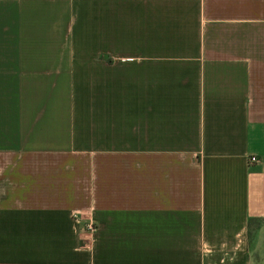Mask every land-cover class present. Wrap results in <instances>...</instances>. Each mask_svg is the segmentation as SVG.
Returning a JSON list of instances; mask_svg holds the SVG:
<instances>
[{
  "label": "crops",
  "instance_id": "0c3cea01",
  "mask_svg": "<svg viewBox=\"0 0 264 264\" xmlns=\"http://www.w3.org/2000/svg\"><path fill=\"white\" fill-rule=\"evenodd\" d=\"M0 264H264V0H0Z\"/></svg>",
  "mask_w": 264,
  "mask_h": 264
},
{
  "label": "built area",
  "instance_id": "2783aa9c",
  "mask_svg": "<svg viewBox=\"0 0 264 264\" xmlns=\"http://www.w3.org/2000/svg\"><path fill=\"white\" fill-rule=\"evenodd\" d=\"M258 158L256 156H251L250 157V162L251 163H256L258 162ZM74 219L78 220V215L74 214L73 215ZM96 231H97V226L95 221L92 218H87L86 220L83 221L82 224V234H83V245L84 246H91L93 241L95 240L96 236Z\"/></svg>",
  "mask_w": 264,
  "mask_h": 264
},
{
  "label": "trees",
  "instance_id": "16d2710c",
  "mask_svg": "<svg viewBox=\"0 0 264 264\" xmlns=\"http://www.w3.org/2000/svg\"><path fill=\"white\" fill-rule=\"evenodd\" d=\"M251 226H252V224H251Z\"/></svg>",
  "mask_w": 264,
  "mask_h": 264
}]
</instances>
